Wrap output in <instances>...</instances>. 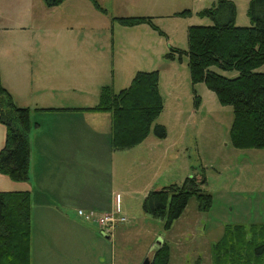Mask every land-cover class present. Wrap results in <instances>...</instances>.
<instances>
[{
    "label": "rangeland",
    "instance_id": "obj_1",
    "mask_svg": "<svg viewBox=\"0 0 264 264\" xmlns=\"http://www.w3.org/2000/svg\"><path fill=\"white\" fill-rule=\"evenodd\" d=\"M217 1L98 0L103 12L92 0H65L52 7L43 0H0V82L18 105L29 107L33 123L43 121L37 109L43 103L93 106L101 86L118 91L136 72L157 70L164 103L154 123L163 124L167 134L158 138L152 127L143 146L121 150L120 183L135 190L134 184L145 178L152 190L203 174L202 187L213 195L207 212H200L191 198L168 230L142 210L140 195L123 193L119 212L126 220L115 226L113 239L76 213L71 226L58 228L62 235L46 236L35 228V236L39 232L50 246L48 264H76L77 259L142 264L160 241L170 245V264H208L212 244L226 225H242L248 232L251 225H264V149L235 148L229 136L232 106L221 104L203 82L191 83L184 53L168 56L173 48L187 49L188 26L214 23L198 11ZM232 1L235 24L249 25V0ZM130 16H150L152 21L128 26L114 18ZM210 69L229 78L239 74L215 65ZM255 71L264 72V63ZM47 74L53 77L52 89L45 85ZM46 128L44 123L42 132ZM140 148L146 159L130 156ZM130 158L132 165L145 160L143 171L132 170ZM82 221L94 234L82 229Z\"/></svg>",
    "mask_w": 264,
    "mask_h": 264
},
{
    "label": "trees",
    "instance_id": "obj_2",
    "mask_svg": "<svg viewBox=\"0 0 264 264\" xmlns=\"http://www.w3.org/2000/svg\"><path fill=\"white\" fill-rule=\"evenodd\" d=\"M47 7L65 0H43ZM92 3L101 11L98 0ZM187 10L180 12L185 13ZM236 8L232 0H218L198 11L214 23L190 25L187 28V49L184 53L191 83L203 82L223 105H231L233 120L229 130L235 148L264 149V72L255 69L264 63V0H249V25L235 24ZM123 25L150 23V16L114 17ZM181 60V56H179ZM237 70L235 77H226L210 69ZM159 91V72L138 71L128 86L118 91L110 85L100 87L98 102L82 110L109 112L111 115V146L127 150L145 140L151 128L156 137L167 134L163 124L154 123L163 110ZM195 105L200 97H194ZM0 122L5 139L0 149V172L14 181L28 179L29 132L34 123L30 109L18 105L0 82ZM205 176L189 175L180 183H170L149 190L142 199V210L163 221L165 229L185 211L191 198L197 209L207 212L213 195L203 189ZM250 232V235H249ZM249 232L242 225L229 228L211 248L208 264H264V225H251ZM32 200L29 190L0 191V264H32ZM171 248L163 241L153 252L150 264H170Z\"/></svg>",
    "mask_w": 264,
    "mask_h": 264
},
{
    "label": "crops",
    "instance_id": "obj_3",
    "mask_svg": "<svg viewBox=\"0 0 264 264\" xmlns=\"http://www.w3.org/2000/svg\"><path fill=\"white\" fill-rule=\"evenodd\" d=\"M45 78V85L52 89V75L47 74ZM66 83L69 85L68 79L64 80V84ZM91 106L72 103H43L38 106L37 109L43 112L44 119L34 122L35 125L29 132L28 179L14 181L0 172V191L29 190L31 193L32 264H48L51 257L47 251L50 246H46L38 237L39 232L35 236V228L46 236L48 233L50 237L54 233L62 235L58 228L71 226L72 217L77 214L78 208L102 212L115 211L125 217L119 212L121 193L124 196L140 195V199H143L151 190V186L145 183V178L134 184L135 190L129 189L125 183L121 185L119 180L121 150H114L111 146V115L109 112L81 109ZM44 123L48 124V128L42 132ZM4 139L5 127L0 122V149ZM143 144L141 142L127 150L132 152ZM135 155L146 159L143 148L137 149L130 156ZM129 162V167L138 172L143 171L142 168L147 163L143 160L133 162L135 165H132L131 158ZM76 207L78 208L75 210ZM185 212L186 209L183 214ZM83 222L80 225L82 229L85 228L94 234V231ZM88 224L93 225L89 222ZM60 246L61 250L65 249L63 243H60ZM55 259L60 261L57 256ZM76 264L104 263L98 259L96 262L77 259Z\"/></svg>",
    "mask_w": 264,
    "mask_h": 264
},
{
    "label": "built area",
    "instance_id": "obj_4",
    "mask_svg": "<svg viewBox=\"0 0 264 264\" xmlns=\"http://www.w3.org/2000/svg\"><path fill=\"white\" fill-rule=\"evenodd\" d=\"M79 217L83 218L85 221L93 222L98 230L109 236H112L113 229L119 222H123L125 217L118 215L115 211L102 212L91 209H81L77 210Z\"/></svg>",
    "mask_w": 264,
    "mask_h": 264
},
{
    "label": "water",
    "instance_id": "obj_5",
    "mask_svg": "<svg viewBox=\"0 0 264 264\" xmlns=\"http://www.w3.org/2000/svg\"><path fill=\"white\" fill-rule=\"evenodd\" d=\"M103 236L108 237L107 235L101 233ZM162 244V242H159V245ZM142 264H150V259L149 258H145V260L142 262Z\"/></svg>",
    "mask_w": 264,
    "mask_h": 264
}]
</instances>
